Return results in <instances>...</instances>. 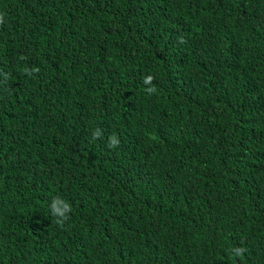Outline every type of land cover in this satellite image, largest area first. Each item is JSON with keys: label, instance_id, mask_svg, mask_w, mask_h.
<instances>
[{"label": "trees", "instance_id": "16d2710c", "mask_svg": "<svg viewBox=\"0 0 264 264\" xmlns=\"http://www.w3.org/2000/svg\"><path fill=\"white\" fill-rule=\"evenodd\" d=\"M0 16V264H264V0Z\"/></svg>", "mask_w": 264, "mask_h": 264}, {"label": "clouds", "instance_id": "9594fccd", "mask_svg": "<svg viewBox=\"0 0 264 264\" xmlns=\"http://www.w3.org/2000/svg\"><path fill=\"white\" fill-rule=\"evenodd\" d=\"M0 22H2V16H0ZM33 71H39L38 68L33 69ZM153 80V77L149 75L145 78L144 83L145 84H151V81ZM149 94H152L156 91L155 86L150 87L147 89ZM119 144V141L115 138L110 139L109 147H114ZM50 211L53 216L57 217V224L63 225L68 219V213L71 212V205L68 204L66 201H64L62 198H53L51 205H50Z\"/></svg>", "mask_w": 264, "mask_h": 264}]
</instances>
